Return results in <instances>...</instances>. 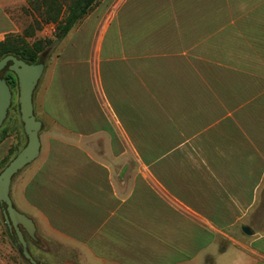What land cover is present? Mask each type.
Returning <instances> with one entry per match:
<instances>
[{"label":"crops","instance_id":"1","mask_svg":"<svg viewBox=\"0 0 264 264\" xmlns=\"http://www.w3.org/2000/svg\"><path fill=\"white\" fill-rule=\"evenodd\" d=\"M17 1L0 0V41ZM83 20L33 96L49 125L11 184L32 255L264 264V0H101Z\"/></svg>","mask_w":264,"mask_h":264},{"label":"water","instance_id":"2","mask_svg":"<svg viewBox=\"0 0 264 264\" xmlns=\"http://www.w3.org/2000/svg\"><path fill=\"white\" fill-rule=\"evenodd\" d=\"M8 64L17 77L19 111L27 142L0 171V207L5 223L11 232L15 231L17 235L24 258L30 264H44L32 255L26 238L28 235L37 240L35 222L30 216L17 209L10 191L14 176L35 160L40 153V131L43 122L35 114L33 96L44 72L45 63H30L17 55L8 54L0 60V71ZM12 100L13 89L6 78L0 77V129L8 116ZM242 230L246 234H253V230L246 224L242 225Z\"/></svg>","mask_w":264,"mask_h":264},{"label":"rangeland","instance_id":"3","mask_svg":"<svg viewBox=\"0 0 264 264\" xmlns=\"http://www.w3.org/2000/svg\"><path fill=\"white\" fill-rule=\"evenodd\" d=\"M100 1L101 0H99L98 3H100ZM112 2L114 1H111V3ZM113 6L115 7V5ZM25 7H26V1L23 4H21L20 1H17L14 3V5H10V7L8 8L10 17L13 19V21L17 24L19 28V31L17 33H22L23 30L33 22V16L31 12L27 11ZM109 12L111 13V10ZM83 21L75 25L67 35H65L60 40H56L55 43L51 46L50 53H48V56L45 60L44 72L38 82V85L34 93L35 96L37 97L38 102H39L38 93L48 83L49 76H50V69L53 66L54 62L56 61L57 57L63 54L64 47L67 44H69V42L72 41L73 36L76 33H78L79 28L83 27L82 31L79 33L80 35L86 34V32L88 31V26H84V25L82 26ZM101 28L102 26H99L98 30H103ZM55 32H56V24L50 23V24L43 25L41 30H37L36 36L51 39L54 37ZM19 109L20 107L18 103V88H15L13 92V100H12V104L8 112V116L2 125L4 128L8 129V131H10V137L3 139L0 136V157H1L0 158V171L3 169V165H2L3 161H5L3 160V158L7 156L8 159H12L16 155V154L15 155L10 154L11 153L9 151L10 148L14 146L15 148L18 147L17 149L20 150L23 147V145L26 144L27 142V136L24 133L23 122L21 121ZM35 112H36L37 118L40 119L41 117H40V112L38 111V109H36ZM46 122L45 123L43 122L44 126L49 125V123L48 122L46 123ZM10 145L12 146L10 147ZM27 240H28L29 249H31L32 252L35 253L34 251L35 244H34L33 239H31L30 237H27ZM41 245L44 246V244H41ZM46 246L48 249H50L52 254H57L56 260L55 258L54 260L53 259L50 260L49 258L45 257V255L42 253L39 254L37 260H39L40 262H43V260H45L49 264H63L64 262L63 257H64L65 250L60 248L61 247L60 245L53 243V242L50 244L47 243ZM229 247H231L229 253H233L230 257H238V258L241 257L240 250L238 248L232 245H229ZM18 248H19V245L16 243L15 240H13L9 236L6 230L4 215L2 212V208L0 207V260L4 262V264H29L27 261L23 259ZM215 250H217L216 252H218V249H215ZM56 261L58 263H56Z\"/></svg>","mask_w":264,"mask_h":264},{"label":"trees","instance_id":"4","mask_svg":"<svg viewBox=\"0 0 264 264\" xmlns=\"http://www.w3.org/2000/svg\"><path fill=\"white\" fill-rule=\"evenodd\" d=\"M25 9L31 12L33 22L26 27L22 33L10 32L4 40L0 41V60L8 55L14 54L30 63H45V60L50 53L51 46L56 40H60L67 35L70 30L83 20L98 4L99 0H25ZM56 24V32L54 37L43 38L37 37V30H41L43 25ZM0 77L6 78L12 89L17 88V77L8 64L0 71ZM8 129L3 126L0 129V136L4 138ZM16 146V145H15ZM18 147L12 146L10 154L15 155L19 151ZM10 155V156H11ZM7 157V156H6ZM3 158V168L12 160ZM8 161V162H7ZM5 221V220H4ZM6 230L9 236L19 245V251L22 254V246L19 243L15 231L9 229L5 223ZM39 261V260H38ZM208 264H212V258L207 260ZM0 264H4L0 261ZM30 264V263H29ZM45 264V263H44Z\"/></svg>","mask_w":264,"mask_h":264},{"label":"flooded vegetation","instance_id":"5","mask_svg":"<svg viewBox=\"0 0 264 264\" xmlns=\"http://www.w3.org/2000/svg\"><path fill=\"white\" fill-rule=\"evenodd\" d=\"M27 237H29V236H28V235H26V238H27ZM30 238H31V237H30ZM31 239H32V238H31ZM33 241H34V242H36L37 240H34V239H33Z\"/></svg>","mask_w":264,"mask_h":264}]
</instances>
